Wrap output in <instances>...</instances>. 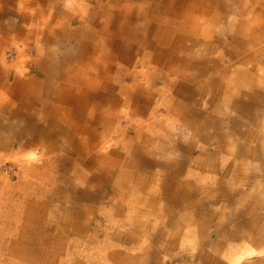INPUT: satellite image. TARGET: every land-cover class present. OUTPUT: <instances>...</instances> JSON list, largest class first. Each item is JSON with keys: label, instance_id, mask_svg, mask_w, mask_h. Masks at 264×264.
<instances>
[{"label": "crops", "instance_id": "crops-1", "mask_svg": "<svg viewBox=\"0 0 264 264\" xmlns=\"http://www.w3.org/2000/svg\"><path fill=\"white\" fill-rule=\"evenodd\" d=\"M140 76L170 84L168 135ZM4 162L0 264H264V0H0ZM104 186L116 211L98 210Z\"/></svg>", "mask_w": 264, "mask_h": 264}, {"label": "rangeland", "instance_id": "rangeland-1", "mask_svg": "<svg viewBox=\"0 0 264 264\" xmlns=\"http://www.w3.org/2000/svg\"><path fill=\"white\" fill-rule=\"evenodd\" d=\"M80 7H81V5H80ZM75 15H76V17H75L76 25L74 26V28H77V26H79L77 19H78V17H80V15L79 14H75ZM228 18H233L234 20L229 22V19ZM238 19L239 18H237L233 14H229L228 17H227V19L226 20L225 19L223 20V22H226V23L225 24H222V27L221 28L226 32V34L228 35V38L231 37V34L233 35L234 30H235V28H233V24L234 23L236 24V22L238 21ZM223 38L225 39L226 36H223ZM228 38L225 39V40H221L224 45H227V42L229 40ZM249 50L250 51H252V50L253 51H257V48L253 45V46L249 47ZM7 51H10L11 52V58H8L7 56H6V58H7V60L11 61L13 59V52H12L11 49L6 50L5 52H7ZM194 52L196 53L197 56L202 53L204 55V58H207V59L210 58V59L207 60L208 61L207 68H210L211 67V63L209 64V62H210V60H214L210 56L211 53H208L205 49H203V47H195L194 48ZM222 54H224L223 49H222ZM215 61H217V60H215ZM208 73H211V72H208ZM115 76H118V75H115ZM118 77L121 78V76H118ZM138 78H139L140 82L138 83V85L136 87V90H139L140 91V92H138L139 95L141 93V94L147 96V98H146L147 101L145 103L144 109L142 108V110L145 111L144 115L147 114V115L150 116V118H152L151 121L153 122V126L156 127V129L152 128L154 130V132H153L154 135L153 136H156V138H157L160 135L161 136L168 135L169 130H165L164 131V129H165V126L164 125H167L165 122L169 118V116H167V112L171 110L168 105H170L172 103V101L175 100V99L172 98L171 93L169 92V88H168V86L170 85L169 82L168 81H164V82L157 81L155 83L153 82V85H152V84L149 83L150 82L149 81V78L150 77H148V76H140ZM152 78H155V77H152ZM210 78L211 77H205L204 80L206 81V80H209ZM123 79L125 80V83L126 84L131 85V83L134 82L135 76L127 75ZM163 80H166V79L164 78ZM111 87H112V90L111 91L113 92L112 96H114V98L116 99L115 102H117V103L120 102L119 99L120 100H124V95H123L124 93L125 94H133V88H129L127 85H126V89L128 91H126L124 93L123 92L120 93V89L121 88H119L118 81L117 82H112L111 83ZM154 95L161 97V102L154 103V100H153V96ZM120 109H121V107L119 109L117 107L116 108H113L112 106L110 107V110L114 112L113 113V116H115V119L118 118V120H119L117 123L116 122L115 123L114 122L112 123L113 126H111V129H114L115 128L114 131H117L118 127H120L121 129L123 128L122 130H125L126 131V127L129 126V122L126 119L127 118L126 117V113H122ZM156 109L157 110L158 109H162V111H163L162 113L163 114L161 116H159V117L154 116L153 114L156 113ZM142 110L139 113V116L142 115ZM128 111H129V109H127V112ZM157 122H158V127H157V124H156ZM162 122H164V123H162ZM103 128H105V127H103ZM103 128H102V126H100V128L98 129L99 130V134H97L95 132V136H96L95 138L97 139V137H99L101 139H104L103 141L104 142H107L108 145H109V147L112 149L117 144V134H115V133H112L111 134L110 133V136L111 135L114 136L115 140L114 141H108L109 135L107 136V133H105V131H103L104 130ZM104 134H106V135L103 137L102 135H104ZM107 143H105V144H107ZM49 146L50 147H53L52 144H49ZM7 166L11 167V169L8 170L7 169ZM15 171H16V167L11 162H4L0 166V172L3 173V174H13ZM71 172L73 173L72 174L73 177L74 178H77V180H79L80 183L85 182V181H82L83 178H85L86 179V182H87V181H90L95 175L98 174L96 171L95 172H90V173L87 172L86 173V170L81 171V170H77V169H74ZM63 173H66V171H62V174ZM68 173H70V171L67 170V174ZM48 180H49V178H48ZM101 191H103L104 196L102 197V203H98V205H99L98 210H100V207L103 206V209L104 210H107V211H114L115 210L116 211L117 209H116V207H114V195H113V192L111 190H108L105 186L103 187V189ZM38 192H39V190H38ZM28 193H30V192H28ZM80 196L78 195L77 197L83 198V195H80ZM82 206H85V205L83 204ZM28 208H27L28 211H32L30 208L29 209ZM23 211H24L23 210V205L20 204V207H19V210H18V214H19V216H20L21 219H20V221L18 222V225H17V226H19L18 227L19 228L18 238L19 239L21 238V240H27L28 237H27V234L25 232V228L23 227V225H24V223L31 222V220L33 221V219L26 221V218L24 216L25 214H23ZM30 215H31V213H30ZM47 241L49 243L51 242V244L53 242L51 239L50 240H47ZM58 241H59V239H57V242ZM44 242H46V240ZM14 245L15 246H18L17 244H14ZM46 246L48 247V243L46 244ZM255 257L256 258H259V259H261V258L263 259L264 256H261V255L259 256V253H257V254L254 255V258ZM23 260L25 261V259H23Z\"/></svg>", "mask_w": 264, "mask_h": 264}, {"label": "built area", "instance_id": "built-area-1", "mask_svg": "<svg viewBox=\"0 0 264 264\" xmlns=\"http://www.w3.org/2000/svg\"><path fill=\"white\" fill-rule=\"evenodd\" d=\"M6 56H7L8 58H11V52H10V51H7V52H6ZM7 169L9 170V169H11V167L7 166Z\"/></svg>", "mask_w": 264, "mask_h": 264}, {"label": "bare ground", "instance_id": "bare-ground-1", "mask_svg": "<svg viewBox=\"0 0 264 264\" xmlns=\"http://www.w3.org/2000/svg\"><path fill=\"white\" fill-rule=\"evenodd\" d=\"M208 1V0H207ZM216 1V0H215ZM203 2H204V0H203ZM182 21H184V20H182ZM184 24V23H183ZM185 31V30H184Z\"/></svg>", "mask_w": 264, "mask_h": 264}]
</instances>
